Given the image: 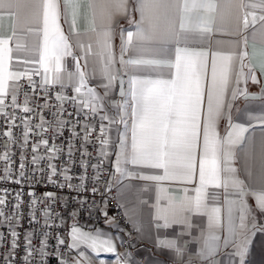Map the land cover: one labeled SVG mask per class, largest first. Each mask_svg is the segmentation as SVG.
Returning <instances> with one entry per match:
<instances>
[{"label":"snow or ice","instance_id":"obj_1","mask_svg":"<svg viewBox=\"0 0 264 264\" xmlns=\"http://www.w3.org/2000/svg\"><path fill=\"white\" fill-rule=\"evenodd\" d=\"M83 4L84 0H0V19L7 14L16 17L14 27L25 20L36 25L29 31L36 33L38 37L34 46L38 59L32 62L39 64L38 68L9 71L8 62L12 58L13 49L7 46L6 40L0 39V106H3V98L9 92L7 81L19 80L30 71L34 75H42L39 85L41 88L47 89L50 84L60 85L61 91L57 93L56 99L61 103L56 106L57 112L53 113L52 121L57 128L65 123L58 116L63 111V103L69 99L77 105V115L84 112L86 119L99 116L100 136L97 140L101 144L100 155L107 158L109 154L106 146L111 145L115 155V172L121 176H133V172L127 168L131 165L141 170L163 171L162 175L138 172L137 179L157 184L164 180L191 183L196 178L199 154V186L194 189V197L186 193L177 200L168 195L166 189L157 188V203L154 205L156 219L163 221L157 227L183 224L186 233L192 227L187 214L203 213L207 215V229L201 231L199 238L200 255L213 258L211 264H222L214 259L219 249L221 246L234 245V255L240 257V264H245L252 237L257 232H264V226L257 228L253 214L258 210L264 215V191L249 190L254 186L264 189V132L259 139L258 167L253 164L250 180L249 176L241 179L233 166L236 148L241 144L246 145L247 156L252 152L253 141L245 136L249 131L248 127L232 121L231 109L232 102L239 96L246 100H259L264 107V87L259 94L249 93L246 87L249 80L253 84L261 83L255 68H258L260 76H264V0H137L136 10L140 13V20H129V25L135 27L134 32L120 29L118 61L113 39L117 18L130 14L129 0H86V7ZM246 9H258L261 14L257 16L255 11ZM242 12L243 17L240 15ZM81 19L85 22L83 30L79 27ZM258 22L259 27H256ZM213 25H218L220 31L231 29L229 34L242 39L235 42L233 53L220 56L219 72L216 62L218 54L213 53L211 76L207 83V53L177 48L174 79L131 75L127 81V89L125 88L122 76L128 74L129 69L136 71L142 66L154 68L167 63L160 58L145 59V54L160 57L164 45L179 43L181 40L187 42L194 35L203 37L213 31ZM249 28L251 40L261 44V59L258 65L248 67L245 72L246 65L243 61L247 52L241 51L240 46L247 45L249 35H243V31ZM16 47L19 49L21 46L17 44ZM128 52L134 53L136 58L125 59ZM69 56L75 62L74 71H67L65 67V58ZM81 60L84 61L83 65ZM117 62L120 68L116 67ZM237 62L238 71L235 69ZM93 79L98 80L95 87L89 86ZM28 81L30 84L36 83L31 76H28ZM69 84L73 87L75 96L67 97L64 94L63 89ZM241 84L245 87L242 88ZM117 85L122 97L119 102L112 99V90ZM98 88L103 89L102 94L97 91ZM17 95L18 87L13 86L11 100L14 105ZM27 104L28 97L25 94V113L33 110ZM108 108L115 109L114 114L110 115ZM223 119H227L228 124L226 136L222 138L217 135V128L219 121ZM249 119H258L264 125V115L250 114ZM105 120L108 125L103 123ZM43 124L44 117H41L38 127L42 128ZM120 124L124 126V133L118 136V142H110L109 125ZM28 128L29 125L25 124V141ZM83 130V141L86 144L91 136L92 125L85 123ZM5 135L11 136L12 133L9 131ZM72 135L75 137L77 134L73 132ZM41 143L47 145L48 140L42 139ZM51 150L59 153L61 148L53 145ZM72 151L73 146L69 143V156ZM84 154L91 155L86 149ZM54 158V155L50 156L49 160ZM39 159L42 157L34 156L33 162ZM23 167L21 164V168ZM93 167L99 168L100 165ZM49 168V181L56 183L51 178L56 175V166L49 163ZM63 171L67 172L68 169ZM21 175L24 173L21 172ZM64 179L69 181L72 177L65 175ZM80 179L83 181L85 177L81 176ZM58 186L65 187L64 184ZM209 186L225 189L226 223L222 222L219 207H208ZM95 191L93 188V192ZM215 195L212 193L213 200ZM229 195L235 198L229 199ZM249 195L255 199V207H250L247 203L245 197ZM45 196L52 198L53 193H45ZM161 200L167 201L163 207L160 205ZM3 203L4 200L0 199V204ZM32 203L35 204L36 201L33 200ZM44 216L47 220L49 212L45 211ZM225 228L227 236L222 239L220 233ZM11 235L15 237L17 233L12 231ZM101 235L99 230L93 235L73 225L70 232L72 243L69 247L75 248L81 243H88L93 249L103 244L107 245L109 251L114 250L111 240H102ZM31 236L32 233H28L25 238L29 239ZM59 243L64 244L65 241L61 239ZM159 245L175 249L178 255L182 253V249L176 247L175 240L160 241ZM15 247L16 241L13 240L12 248ZM24 259L27 262L28 257L25 256Z\"/></svg>","mask_w":264,"mask_h":264},{"label":"crops","instance_id":"obj_2","mask_svg":"<svg viewBox=\"0 0 264 264\" xmlns=\"http://www.w3.org/2000/svg\"><path fill=\"white\" fill-rule=\"evenodd\" d=\"M84 7H86V0H84ZM137 0H129V15L119 16L117 18L118 23L115 29V36L113 39L114 52L119 59L120 55V29H126L128 31H135V27L129 25V20L139 21L140 13L136 10ZM246 11H255L257 16L261 13L258 9H246ZM243 17V12L240 13ZM251 20V17H249ZM16 24V17L5 14L3 19H0V39L8 42L7 46L13 49L11 53V60L9 63V71L17 72L24 71L25 69L38 68L39 64L32 62L34 59H38V54L34 51V46L37 43V34L29 31L30 28H35L36 25L25 20L18 26ZM79 27L81 30L85 27V22L81 19ZM242 27V20H241ZM256 27H259V22ZM231 29L220 31L218 25H213V31L205 34L203 37L192 36L185 42L181 40L179 43L170 42L163 46V52L160 57H154L151 54H145V59L160 58L167 61L165 64H161L158 67L149 68L142 66L139 70H128V74L123 75L125 81V88L127 89V81L131 75L138 76L140 78H152L171 80L175 78L176 69L174 67L176 59V49L180 48L189 49L195 52L207 53V71L205 82L210 80L211 76V64L213 59V53H217L216 62L218 72L221 65L220 56L228 55L235 51V42L242 37L229 34ZM251 28L244 30L243 35H249L247 45H241L240 50L246 51L247 56L244 58V71H248V67H254L258 65L260 57L261 44L259 41L253 42L250 38ZM17 44L21 47L17 49ZM95 51V46L93 48ZM129 57L136 58L135 54L128 52L125 54V59ZM65 67L67 71H74V60L71 56L65 58ZM84 61L81 60V65ZM171 65V66H170ZM117 68H120L119 63L116 64ZM235 69L239 70V63L235 64ZM256 74L261 80L260 84H253L250 80L247 84V91L253 94H259L262 87H264V76H260L258 68H255ZM34 75L32 72H28L27 75L21 77L19 80H8L7 85L9 92L12 91V87L16 85L21 79L28 78V76ZM42 78V75H39ZM51 78V73H49ZM98 80L93 79L89 82V86L95 87ZM69 86L73 89L71 84ZM242 88L245 85H240ZM97 91L103 92V89H97ZM75 93V92H74ZM76 95V93H75ZM112 99L116 102L121 101V95H117V86L112 90ZM230 99V96L228 97ZM206 105V99H205ZM108 113L114 114L115 109L108 108ZM103 113H101L102 115ZM250 114L252 116L264 115V107L261 106L259 100H246L243 96L237 97L232 102L231 119L234 123L243 124L249 128V131L245 133L246 137H249L252 141V152L247 156L245 155L246 145L241 144L236 148V158L233 161V166L238 170L240 178L244 179L245 176L250 177V172L253 169L255 163L258 167L259 163V139L261 133L264 132V125L258 119H249ZM105 125H108V121H103ZM227 119L219 121L217 128V135L225 137L227 132ZM125 131L123 124L109 125L108 138L110 142H118L117 138ZM108 151L107 162L109 164V182L116 187V192L119 201L121 202L125 214L129 223L135 230L136 243L129 249V251H122L121 243L123 239L122 230L118 227L114 218L106 213L103 216L101 224L87 227L78 223L70 225L66 232V243L69 250L71 264H211L213 258L204 257L200 255L201 248V231L207 229V215L203 213H189L190 222L192 224L191 229L185 233V226L183 224H172L170 227H157V224H162L163 221L156 219V208L154 205L157 203V188H163L167 190V194L175 197L177 200L182 198L186 193L189 196L194 197L196 195L194 189L199 186V154L197 159L196 178L191 183H184L176 180H164L157 184L154 181H145L136 178V173L141 174H163L162 170H149L139 169L136 166H127L129 171L133 172L132 177L121 176L115 172V155L111 145L106 146ZM247 169V170H245ZM250 191H264L259 187L254 186L249 189ZM209 199L207 201L208 207H219L221 209L222 222L226 223V204H225V189L223 187L216 189L212 186L208 188ZM212 193H215V200L212 199ZM229 199H234V196L229 195ZM250 207H255V199L249 195L245 197ZM167 204L166 200H161L160 205L163 207ZM256 217L255 223L257 228L264 226V215H261L259 211L253 213ZM75 225L84 232H90L93 235L96 234V230H99L102 235V240L110 239L113 249L109 251L107 245H98L96 249L89 246L88 243H81L79 247L70 248L72 243L70 236L71 228ZM223 237L227 236L226 228L220 233ZM175 240L176 247L182 249L181 254H177L175 249H169L159 245L160 241ZM222 245V240H221ZM236 249L234 245L223 247L219 249L218 254L214 257L216 261H221L222 264H240V257L234 255ZM83 253V255L81 254ZM245 264H264V232H257L252 237V243L249 246L248 253L245 258Z\"/></svg>","mask_w":264,"mask_h":264},{"label":"built area","instance_id":"obj_3","mask_svg":"<svg viewBox=\"0 0 264 264\" xmlns=\"http://www.w3.org/2000/svg\"><path fill=\"white\" fill-rule=\"evenodd\" d=\"M31 77L35 84H30L28 78L16 83L15 105L10 91L0 106V199L4 200L0 204V213H3L0 215V264H71L66 243L70 225H99L105 213L110 214L122 230V251H129L136 243V234L118 199L116 187L109 182L107 159L100 155L99 116L86 119L84 112L77 115V105L69 99L63 103V111L58 116L65 123L57 128L52 121L56 106L61 103L56 99L60 85L50 84L44 89L39 86L42 80L39 75ZM63 92L67 97L75 96L69 85ZM25 94L27 106L33 109L27 113L23 110ZM41 117H44L42 128L38 127ZM85 123L92 125L86 144L83 141ZM25 124L29 125L26 141ZM9 131L12 135H5ZM73 132L77 134L75 137ZM42 139L48 140V144L41 143ZM69 143L73 146L71 156L68 154ZM53 145L59 146L61 151L54 153ZM85 149L90 156L84 154ZM53 155L55 158L50 161L49 157ZM34 156L42 159L34 163ZM49 163L56 166V175L51 177L56 183L49 181ZM97 164L100 167L94 168ZM65 168L67 172L63 171ZM65 175L72 179L66 181ZM81 176L85 177L83 181ZM59 184L65 187L61 188ZM49 192L53 193L52 198L45 196ZM45 211L49 212L47 220ZM12 231L17 233L15 237L11 235ZM28 233H32L31 242L25 238ZM61 239L64 244L59 243ZM13 240L16 241L15 249L12 248Z\"/></svg>","mask_w":264,"mask_h":264},{"label":"water","instance_id":"obj_4","mask_svg":"<svg viewBox=\"0 0 264 264\" xmlns=\"http://www.w3.org/2000/svg\"><path fill=\"white\" fill-rule=\"evenodd\" d=\"M117 95H120L119 85H117Z\"/></svg>","mask_w":264,"mask_h":264}]
</instances>
